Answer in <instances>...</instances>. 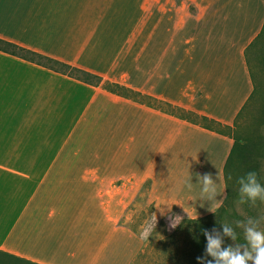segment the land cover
I'll return each instance as SVG.
<instances>
[{"label": "crops", "instance_id": "1", "mask_svg": "<svg viewBox=\"0 0 264 264\" xmlns=\"http://www.w3.org/2000/svg\"><path fill=\"white\" fill-rule=\"evenodd\" d=\"M263 27L264 0H0L1 40L103 78L0 50V264H131L143 241L119 225L121 178L138 181L127 204L150 181L159 217L215 212ZM137 155L171 170L137 172Z\"/></svg>", "mask_w": 264, "mask_h": 264}, {"label": "trees", "instance_id": "2", "mask_svg": "<svg viewBox=\"0 0 264 264\" xmlns=\"http://www.w3.org/2000/svg\"><path fill=\"white\" fill-rule=\"evenodd\" d=\"M263 40L264 27L246 50L254 91L237 115L232 129L231 137L234 142L224 167L226 197L223 203L209 215L183 220L175 232L167 235L165 239L157 243H150L143 248L132 264H140L143 259L145 260L143 264H200L201 259L216 264L215 258L207 252L205 231L209 236L221 240L222 248H227L243 243L244 226L248 219L257 221L258 226L264 228V203L259 201L253 203L248 200L241 202L239 184L240 178L246 176L250 171L257 172L258 179L264 183V136L259 133V129L256 127L245 124V120L254 114L261 95V87L253 71L255 63L252 60V55L257 52ZM0 50L91 85L99 86L103 81L100 75L91 71L1 39ZM262 61L264 62V51ZM103 87L115 94L127 96L126 92L125 94L121 92L123 87L118 84L106 82ZM261 121L259 122L261 123ZM148 182L150 183V181ZM226 224L233 228L237 234V240H232L224 233L223 228Z\"/></svg>", "mask_w": 264, "mask_h": 264}, {"label": "rangeland", "instance_id": "3", "mask_svg": "<svg viewBox=\"0 0 264 264\" xmlns=\"http://www.w3.org/2000/svg\"><path fill=\"white\" fill-rule=\"evenodd\" d=\"M263 51H264V40L261 42V45L257 50V52H255L252 55L253 58L252 60L255 63L253 64V71L260 84L261 95L257 102V107L254 111V114L250 115L246 120L244 118L246 125L250 127H256L257 129H260L261 126H264V62L262 61ZM260 120H262L261 123L259 122ZM148 160L149 159L144 160L142 155L141 157L137 155V159H136L137 172L145 174L147 172H152L156 170L162 176L168 175V171L171 167L170 165H168L169 163L168 160L165 162L160 161L157 164L151 161L148 162ZM113 183L114 185L118 186L117 189H119L120 190L119 192L122 194L121 202L124 205V210H122L123 219L121 220L119 225L122 227L129 228L142 239L143 241L142 249L145 248L150 243H157L165 239L167 235L172 234L179 228L183 220L190 218L186 212H184L182 209L178 207L173 208L172 211L164 217L157 216L156 204L153 203L150 198L151 184L148 181L143 182L141 188L136 193V197L134 201L131 204H127V196L129 193H131V190H133L136 187L138 183L137 179L134 177L121 178L115 180ZM115 192L117 191L114 190L108 193H103V196L116 194ZM104 211L108 216H111L112 214L111 209L106 202L104 206ZM152 214L156 215L157 224L154 230V234L148 237L147 234L142 235V232L144 231V225L148 220H152L153 223H155V219L152 216ZM176 215H179L181 217V220L178 222V225L175 229H170L169 224L171 221L168 219V217L171 216L174 218ZM144 262L145 260L143 259L141 260L140 264H143Z\"/></svg>", "mask_w": 264, "mask_h": 264}, {"label": "clouds", "instance_id": "4", "mask_svg": "<svg viewBox=\"0 0 264 264\" xmlns=\"http://www.w3.org/2000/svg\"><path fill=\"white\" fill-rule=\"evenodd\" d=\"M259 133L264 135V126L260 127ZM198 179H202L204 192L215 193L216 186L211 173H205L202 177L198 176ZM239 184L241 202L248 200L253 203L257 201L264 203V183L258 179L257 172H248L246 176L240 178ZM167 207L171 211V206ZM163 211L164 209L161 210V212ZM152 216L155 223L148 220L144 225L142 235L147 234L149 237L154 234L157 218L155 214ZM168 219L171 221L169 228L175 229L181 217L176 215L174 218L170 216ZM223 231L232 240H237V234L231 226L224 225ZM204 234L207 236V252L215 258L216 264H264V228L259 227L257 221L251 218L247 220L243 231V243L237 244L236 247L222 248L221 240L209 236L206 231ZM200 264H211V262L201 259Z\"/></svg>", "mask_w": 264, "mask_h": 264}]
</instances>
